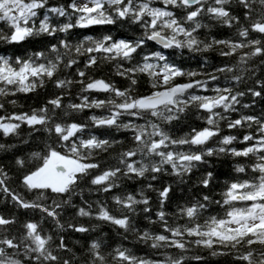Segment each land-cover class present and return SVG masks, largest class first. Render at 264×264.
I'll return each instance as SVG.
<instances>
[{
    "label": "snow or ice",
    "instance_id": "snow-or-ice-1",
    "mask_svg": "<svg viewBox=\"0 0 264 264\" xmlns=\"http://www.w3.org/2000/svg\"><path fill=\"white\" fill-rule=\"evenodd\" d=\"M0 22V134L18 138L0 143V264H264V0H0ZM92 26L106 30L71 38ZM105 63L127 84L92 74ZM41 89L40 106L9 111ZM221 156L248 158L244 175L218 184ZM100 224L111 232L93 236Z\"/></svg>",
    "mask_w": 264,
    "mask_h": 264
},
{
    "label": "trees",
    "instance_id": "trees-1",
    "mask_svg": "<svg viewBox=\"0 0 264 264\" xmlns=\"http://www.w3.org/2000/svg\"><path fill=\"white\" fill-rule=\"evenodd\" d=\"M63 2H71V0H63ZM65 18H59L60 22H64ZM55 22V20L53 21ZM74 22V21H73ZM205 23H207L208 21H204ZM0 27H3L2 22H0ZM106 30V26H92L89 29H74L72 30L73 32V36L71 37L72 39L76 38V34L78 33H83L85 35H92L94 37L98 36L101 32ZM211 31L217 35L218 37H226L228 36L229 30L226 27H221L219 25H213L211 28ZM115 34V33H114ZM63 35V34H62ZM5 49H7L8 53H10L12 51V49L4 44L3 42H0V54H5ZM209 58L211 61H215L217 59V56L215 54V52L209 53ZM177 63L182 64V66L185 69H196L197 68V63L195 60H188L186 57L184 58H180L177 60ZM92 74L95 75L97 78L104 76V77H108L110 79L113 80L114 83H116L118 86H123L127 84V81H124L121 77L115 76L113 74V70L110 64H102L100 66H98L97 68L92 70ZM184 80H186V78H183L182 80H180L179 82H184ZM148 81H147V77L144 75H140L139 76V85H138V90L141 93L147 92L148 91ZM48 88L51 89V85H48ZM79 89V86H74L72 91L73 94L77 93ZM39 91V95L37 96L34 93H29L27 95L25 94H17V96L15 97V99L17 100V103L15 106L9 105V111H28L31 107H38L40 106V104H42L44 102V100L46 99V94L45 91L43 89L38 90ZM94 96H96V98L99 99H104L105 96L103 94H93ZM245 102H248L247 100ZM262 107H264V105H261L260 103H257L254 107V111L257 115L261 114V109ZM248 110H243V112H247ZM103 110L100 109H86L84 113L82 114H77V118H82L85 116H90L92 114H97L100 115L102 114ZM233 118H235V114H233ZM193 121L195 124L197 125H201L203 123V121L200 120H196L195 117H193ZM221 127L224 130L225 134L228 133V130L226 128V126L221 123ZM21 136L22 137H27V133H28V128L26 125H22L21 126ZM187 130V129H185ZM234 131V130H233ZM123 133H116V137L117 139L122 138ZM18 138L16 137H10V138H6L3 137L2 134H0V143L3 142H7V143H17ZM213 145H215V141L211 142ZM21 147H23V145H21ZM25 153L27 152V149H24ZM116 151H119V148H116ZM0 155H3L2 153H0ZM102 158H104V156L106 154H101ZM250 161L248 160V158H237V157H231V156H221L220 158H216V157H212L210 158V163L213 165V170L219 175V180L217 181L218 184L223 185L224 182L228 179L229 175L231 176H243L244 174H237L233 171V166L236 163H242V164H248ZM199 176V173H195V175L192 176L193 181L196 180ZM165 181H170V177H165L164 178ZM13 188H16L18 191H22V189L19 188L17 183H13L12 185ZM137 187V185H132L131 187H129V190H132V188ZM175 187V185H174ZM221 191V188H217L216 192V198H219L218 193ZM26 198H34L35 194L34 193H24ZM148 195L152 198V200H155L156 197V193L155 192H148ZM181 195V188H177L176 189V195L173 197V200L175 201L176 197ZM98 198L96 195H93L91 197V199H96ZM101 199H103L104 197H99ZM215 207V206H213ZM7 210L4 204V201L2 198H0V211H5ZM175 210V205L174 203L172 205L169 206L168 211L172 212ZM82 223L85 224H93V223H98L95 220L89 221L87 218H82L81 220ZM111 232V228L108 225L105 224H100L99 227L97 228V232L96 233H92L93 236L97 235V234H102V233H110ZM73 239H80L81 238V234H74ZM129 247H131L132 245L129 244ZM137 248H139L140 250L137 252V254L139 256L145 257V258H150V259H164V254L165 253H169V254H175V250L173 249H161L159 251L156 250H152L149 247H147L146 245L140 244L137 245ZM136 249H134L135 251ZM192 251L193 252H199L200 254L204 255L206 258L208 256L207 252L203 249H197L195 246H192ZM223 257L220 258H211L209 261V264H221V262L223 261ZM193 264H195V262H193Z\"/></svg>",
    "mask_w": 264,
    "mask_h": 264
}]
</instances>
